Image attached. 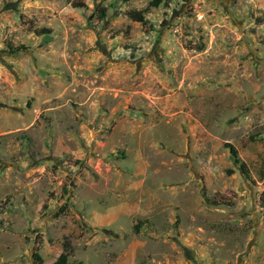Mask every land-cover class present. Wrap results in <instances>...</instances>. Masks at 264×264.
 <instances>
[{
  "label": "rangeland",
  "instance_id": "obj_1",
  "mask_svg": "<svg viewBox=\"0 0 264 264\" xmlns=\"http://www.w3.org/2000/svg\"><path fill=\"white\" fill-rule=\"evenodd\" d=\"M151 1L0 0V264H264V0Z\"/></svg>",
  "mask_w": 264,
  "mask_h": 264
},
{
  "label": "trees",
  "instance_id": "obj_2",
  "mask_svg": "<svg viewBox=\"0 0 264 264\" xmlns=\"http://www.w3.org/2000/svg\"><path fill=\"white\" fill-rule=\"evenodd\" d=\"M104 1H120L123 3H129L131 0H104ZM170 3L171 0H152L149 4V7L146 10L143 11H137V10H130L127 13V16L129 17V19L133 22L136 23H141L144 24L146 22V13L152 8H159V7H163L164 9L168 10L170 8ZM78 7L82 8L83 4L81 3V1H79L77 3ZM107 12L108 9L106 7H100L99 8V14L101 16L102 19L107 17ZM10 50L12 51V53L17 54L21 51H23V48H19V47H10ZM204 50V46L199 47V51H203ZM231 154L233 155L234 159H238V154L237 152L232 148L231 149ZM242 170L244 171V174L247 175V170L245 168L244 165H242ZM261 179L263 180V184H264V173L262 174ZM206 202L212 205H219L220 203H218L217 201L213 200L210 201L208 199H206ZM262 203L264 206V193L262 195ZM73 247L70 244V242L68 240H66V242L63 245V252L61 253V255L57 258V260L53 263V264H70L69 260L71 258V256L73 255Z\"/></svg>",
  "mask_w": 264,
  "mask_h": 264
}]
</instances>
